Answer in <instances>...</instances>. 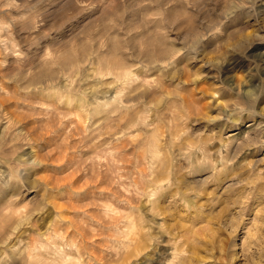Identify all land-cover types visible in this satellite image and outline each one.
<instances>
[{
    "label": "rangeland",
    "instance_id": "obj_1",
    "mask_svg": "<svg viewBox=\"0 0 264 264\" xmlns=\"http://www.w3.org/2000/svg\"><path fill=\"white\" fill-rule=\"evenodd\" d=\"M260 88L264 0H0V264H264Z\"/></svg>",
    "mask_w": 264,
    "mask_h": 264
},
{
    "label": "clouds",
    "instance_id": "obj_2",
    "mask_svg": "<svg viewBox=\"0 0 264 264\" xmlns=\"http://www.w3.org/2000/svg\"><path fill=\"white\" fill-rule=\"evenodd\" d=\"M215 120H216L215 117L210 118V122H215ZM186 133H187V130H185L184 134ZM37 211H42V209H38ZM36 214H37L36 212H31L24 219L17 222L11 229V235H15L16 232L20 231L22 228H36L37 227L36 224L31 222V217ZM11 235L7 236L4 239L3 243L5 245H7V241L8 239L11 238ZM21 243H23L25 246L21 249L20 244L18 243L13 247V251L16 252L19 249L18 258L21 260V264H33L35 257L31 253H32L33 248L37 246H34L26 241L21 242ZM168 264H172V262L169 261Z\"/></svg>",
    "mask_w": 264,
    "mask_h": 264
},
{
    "label": "bare ground",
    "instance_id": "obj_3",
    "mask_svg": "<svg viewBox=\"0 0 264 264\" xmlns=\"http://www.w3.org/2000/svg\"><path fill=\"white\" fill-rule=\"evenodd\" d=\"M258 87H261V86H258ZM257 86H254L253 84H251L250 85V87L249 88H246V89H244L243 90V93H244V95L245 96H248L249 98H250V96L252 95V93L253 92H255V91H257V88H258ZM261 89L262 88H260V89H258V97H257V99H258V103L259 104H261L260 106H259V111H258V115L259 116H264V92L263 91H261ZM257 96V95H256ZM258 109V108H257ZM237 125V124H236ZM244 140V139H243ZM247 141V140H246ZM243 143V142H242ZM239 145V144H238ZM235 147H237L238 148V150H239V146H235ZM197 180H199V178L197 179ZM200 181V180H199ZM201 182H202V180H201ZM234 182V181H233ZM232 182V183H233ZM232 183H230V184H232ZM236 183V182H235ZM239 183V182H238ZM195 184H197V183H195ZM233 185V184H232ZM198 186V185H197ZM199 189V188H198ZM152 203V202H151ZM224 208V207H223ZM184 228V227H183ZM167 229V228H166ZM192 231V230H191ZM201 232V231H200ZM205 232V231H204ZM201 235V234H200ZM206 235V234H205ZM195 237V236H194ZM193 247V246H192ZM221 248H223V246H221ZM220 249V248H219ZM141 250V249H140ZM223 250V249H222ZM220 251V250H219ZM220 255H221V253H220ZM225 256V255H224ZM223 257V256H222ZM222 260V259H221ZM226 260V259H225ZM228 261V260H227Z\"/></svg>",
    "mask_w": 264,
    "mask_h": 264
}]
</instances>
